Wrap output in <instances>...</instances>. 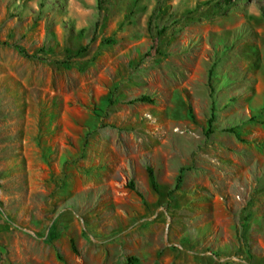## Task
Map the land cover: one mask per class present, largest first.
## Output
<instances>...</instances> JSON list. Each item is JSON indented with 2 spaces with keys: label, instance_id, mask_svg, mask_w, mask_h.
Instances as JSON below:
<instances>
[{
  "label": "rangeland",
  "instance_id": "1",
  "mask_svg": "<svg viewBox=\"0 0 264 264\" xmlns=\"http://www.w3.org/2000/svg\"><path fill=\"white\" fill-rule=\"evenodd\" d=\"M81 5L0 0V264H264V0Z\"/></svg>",
  "mask_w": 264,
  "mask_h": 264
},
{
  "label": "clouds",
  "instance_id": "2",
  "mask_svg": "<svg viewBox=\"0 0 264 264\" xmlns=\"http://www.w3.org/2000/svg\"><path fill=\"white\" fill-rule=\"evenodd\" d=\"M75 0H68V6L71 9L72 5L74 4ZM86 3L90 6L89 8L85 9L82 5L75 10L77 13H82L85 16H91L92 17V22H94V10L96 8V0H86ZM38 10V6H37ZM81 27H90V23L88 19H84L83 22L81 23L80 21L77 22L76 28L79 30Z\"/></svg>",
  "mask_w": 264,
  "mask_h": 264
},
{
  "label": "trees",
  "instance_id": "3",
  "mask_svg": "<svg viewBox=\"0 0 264 264\" xmlns=\"http://www.w3.org/2000/svg\"><path fill=\"white\" fill-rule=\"evenodd\" d=\"M135 100H138V101H149V98H147L146 96H139ZM146 174H147V178H148L151 186L154 187L153 172H152V169H151L150 166H146ZM2 217L4 219H6L3 215H2ZM0 218H1V215H0ZM44 239L48 240V237L44 236ZM129 261L131 262V261H133V259L131 258V259H129Z\"/></svg>",
  "mask_w": 264,
  "mask_h": 264
}]
</instances>
